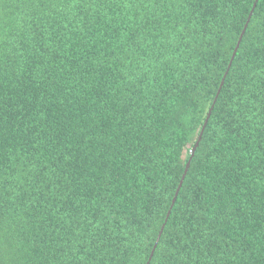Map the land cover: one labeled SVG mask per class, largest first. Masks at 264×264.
I'll return each instance as SVG.
<instances>
[{
  "label": "trees",
  "instance_id": "obj_1",
  "mask_svg": "<svg viewBox=\"0 0 264 264\" xmlns=\"http://www.w3.org/2000/svg\"><path fill=\"white\" fill-rule=\"evenodd\" d=\"M253 3L0 0V264H145L201 129L159 239L264 264L259 50L214 101Z\"/></svg>",
  "mask_w": 264,
  "mask_h": 264
},
{
  "label": "snow or ice",
  "instance_id": "obj_2",
  "mask_svg": "<svg viewBox=\"0 0 264 264\" xmlns=\"http://www.w3.org/2000/svg\"><path fill=\"white\" fill-rule=\"evenodd\" d=\"M247 2L248 0H236L237 6L240 4H247ZM260 2L261 0H254V3L250 6L249 14L244 17L246 22L240 24V28L242 29L239 35L240 42L231 45L235 51L226 53L229 56L231 62L224 64L226 71L221 73V75H223L225 78H228L229 73H231L233 78L237 80L243 79L246 69L251 63L252 54L257 50H259L261 57H264V12L261 13L260 17L258 18V22L254 21V13L256 11L255 4ZM215 86L222 87L223 85L221 84ZM216 95H219V93H216ZM213 107H215L214 103ZM209 115H211V112H209ZM202 134L203 133L201 131L197 135L200 136ZM198 143V139L193 141V144ZM194 153V147L192 144H189L186 147L184 153V162L188 163L189 155H194ZM186 175L187 172H185V176ZM179 183L181 186L185 187V191H187V186L185 185L184 180L181 179ZM175 193L176 195H180V189L177 188ZM168 203L170 205L176 206L175 199L168 200ZM161 210L166 214V216L173 217L175 227H173L171 231L178 235V229L182 228V225L173 216L172 208L161 205ZM155 211L156 210H154V212ZM160 223L167 226L169 224V220L164 218L160 220ZM157 231L160 232L162 236L164 235L163 228H160ZM147 251L149 254L144 257L145 264H171L170 255L167 251V248L164 244H162L159 238L154 237L152 239V246L148 247Z\"/></svg>",
  "mask_w": 264,
  "mask_h": 264
},
{
  "label": "water",
  "instance_id": "obj_3",
  "mask_svg": "<svg viewBox=\"0 0 264 264\" xmlns=\"http://www.w3.org/2000/svg\"><path fill=\"white\" fill-rule=\"evenodd\" d=\"M255 5H256V4H255ZM241 31H242V30H241ZM239 42H240V41H239V37H238L236 43H239ZM233 51H235V49H233ZM229 62H231V61L229 60ZM224 79H225V77L223 76L222 79H221L220 85H221V84L223 85ZM220 89H221V87H218L216 93H219V92H220ZM217 96H218V95H215L214 101L216 100ZM210 110H211V109H210ZM208 116H209V112H208V114H207V116H206V120H207ZM206 120H205V122H206ZM201 131H202V129H201ZM200 136H201V135H200ZM200 136L197 137V139H198L199 141H200ZM197 146H198V144H194V149H195V151H196ZM192 156H193V155H190V157H189V159H188L189 162H190ZM189 162L186 163V166H185L184 172H183V174H182L180 180H181V179L184 180V178H185V172H187L188 167H189ZM180 180H179V181H180ZM177 188H179V189L181 188L180 183H178ZM177 188H176V189H177ZM176 197H177V195H176V193H174L172 199H176ZM172 206H173V205H170L171 208H172ZM168 217H169V216H166V215H165V218L168 219ZM161 228H164V225H163V224L161 225ZM160 235H161L160 232H158L157 238H159Z\"/></svg>",
  "mask_w": 264,
  "mask_h": 264
}]
</instances>
